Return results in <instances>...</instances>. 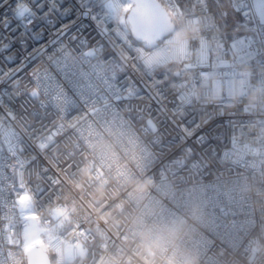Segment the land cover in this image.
<instances>
[{
    "label": "built area",
    "instance_id": "built-area-1",
    "mask_svg": "<svg viewBox=\"0 0 264 264\" xmlns=\"http://www.w3.org/2000/svg\"><path fill=\"white\" fill-rule=\"evenodd\" d=\"M160 1L148 44L128 0H0V264L19 194L52 264H264V25Z\"/></svg>",
    "mask_w": 264,
    "mask_h": 264
},
{
    "label": "water",
    "instance_id": "water-1",
    "mask_svg": "<svg viewBox=\"0 0 264 264\" xmlns=\"http://www.w3.org/2000/svg\"><path fill=\"white\" fill-rule=\"evenodd\" d=\"M133 38L152 44L173 32L176 23L160 0H132L126 14ZM175 75H179L176 71ZM26 264H52L49 251L40 245L25 251Z\"/></svg>",
    "mask_w": 264,
    "mask_h": 264
},
{
    "label": "rangeland",
    "instance_id": "rangeland-1",
    "mask_svg": "<svg viewBox=\"0 0 264 264\" xmlns=\"http://www.w3.org/2000/svg\"><path fill=\"white\" fill-rule=\"evenodd\" d=\"M251 2L259 21L264 23V0H251ZM18 197L20 199L21 214H25L26 216L20 220L16 235L14 236V241L24 249L40 245L48 250L49 244L55 235V231L63 224L65 217L57 220L52 225H44L33 209L30 208L27 197L22 194H19Z\"/></svg>",
    "mask_w": 264,
    "mask_h": 264
},
{
    "label": "crops",
    "instance_id": "crops-1",
    "mask_svg": "<svg viewBox=\"0 0 264 264\" xmlns=\"http://www.w3.org/2000/svg\"><path fill=\"white\" fill-rule=\"evenodd\" d=\"M209 4L210 8L219 18L222 27L230 28L239 22V15L235 11H233L229 0H209ZM262 24L264 25V23Z\"/></svg>",
    "mask_w": 264,
    "mask_h": 264
},
{
    "label": "trees",
    "instance_id": "trees-1",
    "mask_svg": "<svg viewBox=\"0 0 264 264\" xmlns=\"http://www.w3.org/2000/svg\"><path fill=\"white\" fill-rule=\"evenodd\" d=\"M178 1H179V3L181 4V6L183 8H186L187 0H178ZM48 251H49V254L51 256V259L53 260L54 259V256H53L52 252L50 250H48Z\"/></svg>",
    "mask_w": 264,
    "mask_h": 264
},
{
    "label": "bare ground",
    "instance_id": "bare-ground-1",
    "mask_svg": "<svg viewBox=\"0 0 264 264\" xmlns=\"http://www.w3.org/2000/svg\"><path fill=\"white\" fill-rule=\"evenodd\" d=\"M129 5L132 6V0H128Z\"/></svg>",
    "mask_w": 264,
    "mask_h": 264
},
{
    "label": "snow or ice",
    "instance_id": "snow-or-ice-1",
    "mask_svg": "<svg viewBox=\"0 0 264 264\" xmlns=\"http://www.w3.org/2000/svg\"><path fill=\"white\" fill-rule=\"evenodd\" d=\"M40 7L42 8L43 6L41 5ZM45 51H46V49H45Z\"/></svg>",
    "mask_w": 264,
    "mask_h": 264
}]
</instances>
